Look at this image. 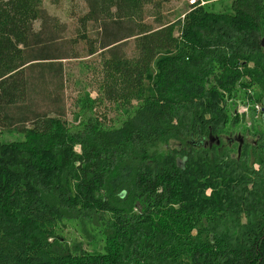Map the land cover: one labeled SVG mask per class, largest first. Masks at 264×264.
<instances>
[{"label":"trees","instance_id":"16d2710c","mask_svg":"<svg viewBox=\"0 0 264 264\" xmlns=\"http://www.w3.org/2000/svg\"><path fill=\"white\" fill-rule=\"evenodd\" d=\"M75 1L0 0V264H264V0ZM94 56L70 127L65 63ZM238 96L263 127L234 132Z\"/></svg>","mask_w":264,"mask_h":264},{"label":"rangeland","instance_id":"374dc122","mask_svg":"<svg viewBox=\"0 0 264 264\" xmlns=\"http://www.w3.org/2000/svg\"><path fill=\"white\" fill-rule=\"evenodd\" d=\"M190 0H180L179 5L176 6L175 1L167 4V12L173 13L174 11L187 10V3ZM43 7L46 9L48 14L58 18L64 24H70V18L74 15L80 13L84 9V5L80 4L78 1L72 0H42ZM203 4V2L201 3ZM175 8V9H174ZM161 12V11H160ZM159 12V13H160ZM175 16L169 18V20H174ZM149 22L148 19L145 20ZM152 23V19H151ZM131 52H128V55L131 56ZM87 66V67H86ZM67 70V87L65 90V109H66V120L70 127L77 126L81 121L80 117L75 118L74 113L77 112L76 100L78 97H82L85 92L90 94V98L95 100L97 98V86L102 78L101 68L99 64V58L96 56L83 58L79 60H70L65 63ZM96 86V88H95ZM117 86V85H116ZM120 88V86H117ZM244 93H239L238 95L244 96ZM238 98L236 100L230 101L228 104L234 103L233 112L238 116V123L234 128V132L239 131L242 127V130L250 129L251 127L260 128L263 127L260 123V110L262 106L260 104H252ZM114 104H101L93 109L94 114H97L106 124V126H116L114 121H119L124 118L122 113H117ZM244 118L245 121L242 119ZM243 124V126L241 125ZM241 125V126H240ZM254 132V131H253ZM239 135V133H234ZM240 136V135H239ZM22 137L19 134L14 132H4L0 134L1 141H13L20 140ZM60 232L62 236H65L66 240L79 241L82 242L83 247L86 245V241L82 238L81 232L76 225V223L62 222L59 225Z\"/></svg>","mask_w":264,"mask_h":264},{"label":"flooded vegetation","instance_id":"af4514ba","mask_svg":"<svg viewBox=\"0 0 264 264\" xmlns=\"http://www.w3.org/2000/svg\"><path fill=\"white\" fill-rule=\"evenodd\" d=\"M212 137V136H209L208 137V140H207V144L211 147L213 144L216 145V146H219L220 145V141L222 140L223 142L226 143V145L228 144L229 146H232L234 143L237 145V149H238V146H239V142L241 141L242 139V144L241 146L243 145V142H244V138L239 136V135H226V136H222L221 138H218L219 140V144L217 145L216 144V137H213L214 139H212V141L210 142L209 141V138Z\"/></svg>","mask_w":264,"mask_h":264},{"label":"water","instance_id":"95a60500","mask_svg":"<svg viewBox=\"0 0 264 264\" xmlns=\"http://www.w3.org/2000/svg\"><path fill=\"white\" fill-rule=\"evenodd\" d=\"M262 112H264V107L262 108ZM212 139H214V138H213V137H210V138H209V141L211 142ZM215 140H216V144L218 145V144H219V140H218V138H216ZM241 144H242V139H241V141L239 142V146H238V149H237V155H238V156H239V154H240Z\"/></svg>","mask_w":264,"mask_h":264},{"label":"built area","instance_id":"2783aa9c","mask_svg":"<svg viewBox=\"0 0 264 264\" xmlns=\"http://www.w3.org/2000/svg\"><path fill=\"white\" fill-rule=\"evenodd\" d=\"M194 1H196V0H190V4H193L194 3ZM261 111V110H260Z\"/></svg>","mask_w":264,"mask_h":264},{"label":"bare ground","instance_id":"6f19581e","mask_svg":"<svg viewBox=\"0 0 264 264\" xmlns=\"http://www.w3.org/2000/svg\"><path fill=\"white\" fill-rule=\"evenodd\" d=\"M189 4H190V1H189Z\"/></svg>","mask_w":264,"mask_h":264}]
</instances>
